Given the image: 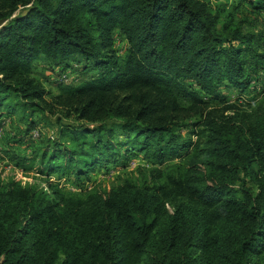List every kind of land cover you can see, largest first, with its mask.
<instances>
[{"label": "trees", "instance_id": "obj_1", "mask_svg": "<svg viewBox=\"0 0 264 264\" xmlns=\"http://www.w3.org/2000/svg\"><path fill=\"white\" fill-rule=\"evenodd\" d=\"M243 4L264 18V0H0V117L28 122L18 143L37 114L73 120L11 156L45 186L0 174V264H264V92L247 107L223 94L264 85ZM40 57L63 83L79 59L91 77L49 101ZM137 155L152 168L114 186L51 181L82 188Z\"/></svg>", "mask_w": 264, "mask_h": 264}, {"label": "rangeland", "instance_id": "obj_2", "mask_svg": "<svg viewBox=\"0 0 264 264\" xmlns=\"http://www.w3.org/2000/svg\"><path fill=\"white\" fill-rule=\"evenodd\" d=\"M249 8L243 4L240 9L238 15L241 19H245L248 21V25H246L247 30H264V18L263 17H253V15L249 14ZM116 50L119 56L123 57L125 55L126 44L121 40H117L116 42ZM80 61L73 62L77 64L75 68L70 70L67 73V78L64 83L62 81L63 66H57L55 62L46 61L43 57H40L35 62V74L41 80L47 92L50 94L47 96V100L51 101V99L62 93L64 87H66L69 83L74 85H80L82 81L86 78H90L91 74H88L87 77H82L83 68L86 65V62L79 59ZM91 65V64H89ZM67 80V81H66ZM63 88V89H62ZM264 92V85L257 84L256 89L254 84L248 88V90L244 93L238 92L237 89L223 90V94L227 96L230 103H234L236 101L239 102L240 105H244L247 107V103L258 102L262 99ZM217 102H211V106L217 105ZM60 110V109H58ZM61 112L53 115V114H37L35 119L38 121L37 128L34 130L32 137H25V141L18 143L19 138L21 136V131L26 130L28 126V122L21 118V115H11L8 117L7 111H3V117H0L1 125L0 131L4 130V133L9 132L11 136V146L10 150L5 153L2 149L4 148L1 140H0V174L3 178H10L12 176H16L24 183H34L38 182L40 185L45 186L46 183L43 181L44 177L40 176L36 173V170L32 172L24 173L23 169L18 167V160H14L11 158L12 154L19 155L21 157H32L33 150L37 149L40 141L45 138H49L55 140L59 135L58 132L61 129V124H71L73 123L72 119L65 118L64 121H58ZM6 126V127H5ZM31 136V135H30ZM29 140L28 142H26ZM11 153V155H8ZM143 155L131 156L129 160L123 161L118 166L111 167V170L108 172L105 169H98L95 173L92 174L91 180H86L83 184L82 188H79L78 181H76L75 176H69L63 179L58 178L56 175L51 177V181L59 182L61 187H64L68 191H76L80 192L82 190H91L96 185L103 186H114L121 182L122 178L130 175L133 171L137 170L139 166H144L148 170L152 168L151 164H148L143 161Z\"/></svg>", "mask_w": 264, "mask_h": 264}]
</instances>
